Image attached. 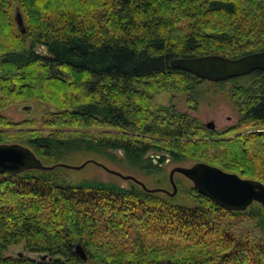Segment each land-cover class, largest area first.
<instances>
[{
	"label": "trees",
	"instance_id": "obj_1",
	"mask_svg": "<svg viewBox=\"0 0 264 264\" xmlns=\"http://www.w3.org/2000/svg\"><path fill=\"white\" fill-rule=\"evenodd\" d=\"M262 51L264 0H0V145L48 167L78 154L145 175L206 163L264 185V72L227 81L239 119L221 133L156 99L185 95L198 110L209 82L174 59ZM35 101L50 108L40 127L3 114ZM66 171L0 174V264H264L258 203L229 211L192 186L188 208L132 181L69 183ZM19 245L40 257L6 255Z\"/></svg>",
	"mask_w": 264,
	"mask_h": 264
},
{
	"label": "water",
	"instance_id": "obj_2",
	"mask_svg": "<svg viewBox=\"0 0 264 264\" xmlns=\"http://www.w3.org/2000/svg\"><path fill=\"white\" fill-rule=\"evenodd\" d=\"M16 23L22 34L26 33L24 22L20 14L16 15ZM45 53V52H44ZM43 53V54H44ZM174 69L190 73L202 81L209 83H222L232 79L248 76L254 72H264V51L249 54L238 59H230L220 55L201 56L196 58H178L170 62ZM25 111L30 107H24ZM210 130H214L211 124L206 125ZM94 163L104 168L125 181H132L139 185L144 191L151 193H164L169 197L177 194V185L174 177L182 175L189 180L194 188L203 196L209 198L220 207L235 212H244L254 203L262 206L264 211V185L251 179H243L236 174L227 173L223 170L206 163H195L190 167L177 166L170 172V183L173 192L164 189H149L145 184L132 176H124L116 171H112L95 161H87L77 166H67L57 164L45 166L34 152L20 144L0 145V174L17 176L31 170L50 171L56 168L71 170H81L87 164ZM76 255L83 261H88V256L81 245L75 247ZM19 257L24 256L19 254ZM47 256H41L46 260Z\"/></svg>",
	"mask_w": 264,
	"mask_h": 264
},
{
	"label": "rangeland",
	"instance_id": "obj_3",
	"mask_svg": "<svg viewBox=\"0 0 264 264\" xmlns=\"http://www.w3.org/2000/svg\"><path fill=\"white\" fill-rule=\"evenodd\" d=\"M45 50L41 49V53ZM231 85L226 82L225 85H215V84H203L200 86V101L198 110L195 112L191 109V105L187 102L185 95H172V94H160L157 96V101L162 105L174 106L177 112L188 113L191 116L197 118L199 122L206 127L209 123L214 125V130L221 133L227 128L233 127L237 124L239 115L238 111L231 99L230 89ZM24 107H30L29 110L25 111ZM49 106L42 104L40 102H30L25 104H17L8 109H6L3 114L11 121L20 123L23 121H31L38 127L41 126L43 117L48 113ZM207 128V127H206ZM119 155H122L121 153ZM151 158L157 160L159 156ZM119 159V158H118ZM87 161H95L109 170L116 171L124 176H132L137 180L143 182L145 186L149 189L158 188L159 184L157 181L161 180L162 189L169 192H173V187L170 183V172L177 165L169 163V161L161 164V171L153 175H145L143 172L134 170L123 164L121 162H113L105 156L96 155H83L78 154L71 157L69 160L61 163L67 166L77 167ZM195 163L185 164L183 167H190ZM64 172L66 175V180L69 183H82L91 181H101L106 183H117L124 187L128 186L129 181L120 179L119 177L110 174L104 168L94 164L89 163L81 170H71L66 169ZM180 175V174H179ZM175 183L177 185V194L175 197V204L181 205L188 208L195 207V203L192 198L188 195V189L193 186V184L187 180L185 177H179L178 174L174 177ZM23 254L30 256L31 258L38 259L40 256L36 254H29L24 250L23 245L14 246L9 249L6 253L8 256H18Z\"/></svg>",
	"mask_w": 264,
	"mask_h": 264
},
{
	"label": "flooded vegetation",
	"instance_id": "obj_4",
	"mask_svg": "<svg viewBox=\"0 0 264 264\" xmlns=\"http://www.w3.org/2000/svg\"><path fill=\"white\" fill-rule=\"evenodd\" d=\"M209 124H211V123H209ZM211 125H213V124H211ZM214 126V125H213Z\"/></svg>",
	"mask_w": 264,
	"mask_h": 264
}]
</instances>
